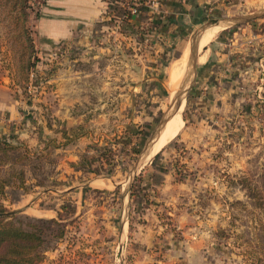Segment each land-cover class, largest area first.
<instances>
[{
    "label": "rangeland",
    "instance_id": "1",
    "mask_svg": "<svg viewBox=\"0 0 264 264\" xmlns=\"http://www.w3.org/2000/svg\"><path fill=\"white\" fill-rule=\"evenodd\" d=\"M17 1L25 17L19 4L10 10L0 0V101L18 113L13 129L0 114V139L22 143L0 170L10 179L0 204L25 222L56 220L42 225L40 264H156L169 241L176 264H259L264 0H224L227 11L208 12L191 39L164 57L150 47L147 18L123 31V4L113 2L109 11L119 20H108L87 46L45 47L35 27L46 0ZM153 3L143 0L139 10ZM214 21L203 33L218 29L205 46L212 50L210 73L195 78L190 47ZM83 36L73 34L75 41ZM185 50L181 84L172 89L170 70ZM193 83L200 93H190ZM179 111L180 132L151 154L162 122ZM106 152L109 164L101 159ZM147 222L150 240L160 245L145 246Z\"/></svg>",
    "mask_w": 264,
    "mask_h": 264
},
{
    "label": "crops",
    "instance_id": "2",
    "mask_svg": "<svg viewBox=\"0 0 264 264\" xmlns=\"http://www.w3.org/2000/svg\"><path fill=\"white\" fill-rule=\"evenodd\" d=\"M151 1L154 2L152 6H143L139 10L141 11L140 16L132 18L128 24L120 23V27L123 31H133L136 30L142 19L147 18L152 26L149 36L150 47L154 48V53L157 52L156 56L158 57L167 56L170 51L177 49L179 43L189 41L196 27L203 22L208 12L217 9L227 11V7L220 4L224 0ZM108 6L115 7L112 0H46L40 10L35 27L41 46L53 47L60 42H76L78 45L87 46L90 44L89 37L92 34L107 29L108 20L111 18L119 20L117 14H107ZM118 20L117 27L119 26ZM73 34H84V36L75 41ZM209 44L211 45V43ZM204 48L196 56L195 78H208L210 73L212 50L209 48V51H206ZM201 51L203 52L202 56H199ZM203 72L204 76H202ZM189 89L191 94H198L202 86L193 83ZM0 114L6 117V122L10 123L7 126L8 129H13V124L18 116L15 106L13 104L6 105L0 101ZM142 229L147 231V235L140 234L145 246L161 244L162 241H156L155 238L150 240L152 223L147 222ZM165 245H167L163 256L165 259L156 261V264H176L179 256L174 251L175 243L169 241ZM137 264H147V262L140 261Z\"/></svg>",
    "mask_w": 264,
    "mask_h": 264
},
{
    "label": "trees",
    "instance_id": "3",
    "mask_svg": "<svg viewBox=\"0 0 264 264\" xmlns=\"http://www.w3.org/2000/svg\"><path fill=\"white\" fill-rule=\"evenodd\" d=\"M8 1V3H10L8 4L10 10H13L15 7L17 8L19 4L20 14L22 17L26 16L23 3H20L17 0ZM113 2L122 3L123 0H112V3ZM141 3H143V0L137 2L138 10L140 8L138 5ZM112 9L115 11V8L108 6L107 14L112 15L109 11ZM124 16L125 22L128 24L131 19L127 11ZM24 33H26V30H24ZM26 43L25 48L29 51V58L37 61V58L34 56L35 47L32 38L26 36ZM23 115L25 117L27 116L24 113ZM8 138L15 139L14 136H9ZM21 145L22 143L20 142H16V145L9 142L6 137L0 139V170H2L3 166L7 164V161L9 160V152L18 151ZM24 149L25 152L28 151V148L25 147ZM106 153L101 154V159H104L105 163L109 164V152ZM91 158L88 160L90 161ZM15 160L17 161L18 157H16ZM11 176L13 177V175ZM20 177L21 172L18 176L19 180ZM9 183L10 179H5L0 176V198L3 197L5 187H8ZM250 197L254 198L253 194H250ZM43 224H56V220H34L25 222L23 220L15 219L14 215L9 214L3 205L0 204V264H40L43 259L42 254L44 252L43 246L45 243V234L42 227ZM258 262L259 264H264V258Z\"/></svg>",
    "mask_w": 264,
    "mask_h": 264
},
{
    "label": "bare ground",
    "instance_id": "4",
    "mask_svg": "<svg viewBox=\"0 0 264 264\" xmlns=\"http://www.w3.org/2000/svg\"><path fill=\"white\" fill-rule=\"evenodd\" d=\"M217 32H218V29L208 30L203 35L202 40L200 41V44H199L200 49L205 47L210 41H212V39L215 37ZM184 52L185 53L182 56V58L179 61L175 62L176 63L175 66H173L171 68V70H170L169 83H170L172 89H175L177 87V85L180 83V77L182 75V69H183L185 63L187 62V59H186L187 58V50H185ZM180 111H181V109H180ZM180 111L178 112L177 115H175L168 122V124L166 125L164 130L161 132L160 137L154 142V144H153V146L151 147V150H150L151 154L154 155L155 153H157L161 148H163L165 145H167L180 132V130H181L182 126H183V122H182V119H181V116H180Z\"/></svg>",
    "mask_w": 264,
    "mask_h": 264
},
{
    "label": "water",
    "instance_id": "5",
    "mask_svg": "<svg viewBox=\"0 0 264 264\" xmlns=\"http://www.w3.org/2000/svg\"><path fill=\"white\" fill-rule=\"evenodd\" d=\"M218 22H219V21H214V22H212V23H208L207 26H204V27L202 28V31H201V33L199 34V36H197L196 39H194V40L192 41V44H191V47H190V57H191V58H194V59H195L196 56H197V54H198V52H199V44H200V40H201V37H202L204 31H205L206 29L210 28V26L213 27L214 25L219 24ZM175 114H176V112H173L170 116H168V117L162 122L161 127H160V129H159V131H158V133H157V135H156L155 141L160 137L161 132L164 130V128L166 127V125L168 124V122H169V121L175 116ZM155 141H154V142H155Z\"/></svg>",
    "mask_w": 264,
    "mask_h": 264
},
{
    "label": "built area",
    "instance_id": "6",
    "mask_svg": "<svg viewBox=\"0 0 264 264\" xmlns=\"http://www.w3.org/2000/svg\"><path fill=\"white\" fill-rule=\"evenodd\" d=\"M137 1L138 0H123V2L120 3V4H123L125 10L128 12L131 19L134 18L138 13ZM124 18H125V16H124ZM121 21H123V20H120V22Z\"/></svg>",
    "mask_w": 264,
    "mask_h": 264
}]
</instances>
